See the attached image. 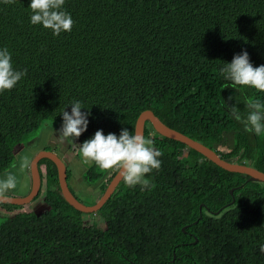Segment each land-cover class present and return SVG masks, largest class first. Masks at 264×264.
<instances>
[{
	"label": "trees",
	"instance_id": "1",
	"mask_svg": "<svg viewBox=\"0 0 264 264\" xmlns=\"http://www.w3.org/2000/svg\"><path fill=\"white\" fill-rule=\"evenodd\" d=\"M27 4L0 0V47L26 69L0 92V174L74 99L90 113L77 144L96 129L134 132L150 110L222 159L264 173V133L244 132L222 101L244 117L251 100L264 105V93L225 87L217 72L242 49L253 66L264 64V0H65L73 25L58 36L29 24ZM227 134L233 142L222 151ZM144 136L159 148L160 168L145 174L144 191L118 184L96 212L103 228L67 204L55 165L40 160L48 208L0 204V264H264V183L219 168L148 122ZM116 172L87 166L84 177L102 195Z\"/></svg>",
	"mask_w": 264,
	"mask_h": 264
},
{
	"label": "clouds",
	"instance_id": "2",
	"mask_svg": "<svg viewBox=\"0 0 264 264\" xmlns=\"http://www.w3.org/2000/svg\"><path fill=\"white\" fill-rule=\"evenodd\" d=\"M64 4L65 0H28L26 9L29 12V24L38 25L53 36L71 31L73 20ZM217 72L225 81V87H247L264 93V64L253 66L247 51L243 49L234 53L230 62H222ZM25 73L26 69L13 66L10 51L6 47H0V92L12 89ZM228 99L231 100V97ZM222 101L230 117L242 124L244 132L264 133V105L261 102L255 99L248 102V112L241 117L235 104L229 105ZM69 106L70 110L65 111ZM59 115V126L55 129L51 127L50 131L56 142L76 146L78 156L84 164L102 170H117L124 184L129 187L139 186L141 191L150 188L151 181L145 174L159 170L161 164V153L159 148L154 147L153 140L121 127L118 133L107 134L96 129L90 137L77 144L76 138L85 132L90 113L82 106L81 100L74 99L62 108ZM29 163L28 156L22 157L18 170L23 171ZM16 188L15 173L9 171L0 175V199H8ZM258 251L264 254V243L259 244Z\"/></svg>",
	"mask_w": 264,
	"mask_h": 264
},
{
	"label": "water",
	"instance_id": "3",
	"mask_svg": "<svg viewBox=\"0 0 264 264\" xmlns=\"http://www.w3.org/2000/svg\"><path fill=\"white\" fill-rule=\"evenodd\" d=\"M146 122L151 125L153 130L158 135L185 145L187 148L194 150L204 156L207 160L211 161L219 168L227 172L238 173L247 176V181L264 183L263 172H260L257 169H254L253 167L247 166L245 164H234L222 159L214 150L166 126L150 110H146L140 113L139 117L135 122L134 133L144 135V127ZM42 159H48L55 165L57 170L58 185L63 199L71 207L84 214H92L98 212L100 208L105 204V202L112 196L118 184L122 181V178L120 177L119 172L117 171L114 177L108 183L103 194L97 200V202L92 205H86L80 200H78L73 194V192L70 190L67 181L66 166L61 160V158L52 151L41 150L35 155V157L30 163L32 183L29 193L24 197L8 196V199H0V204L22 206L31 203V201L38 195L41 187V176L38 169V163ZM232 192L233 190L231 189V195ZM199 208H201V206ZM199 213L201 216V210H199Z\"/></svg>",
	"mask_w": 264,
	"mask_h": 264
},
{
	"label": "rangeland",
	"instance_id": "4",
	"mask_svg": "<svg viewBox=\"0 0 264 264\" xmlns=\"http://www.w3.org/2000/svg\"><path fill=\"white\" fill-rule=\"evenodd\" d=\"M53 125L55 126V128H57L59 126L58 124H53ZM51 126H52L51 122H48V123H46V125L44 127L49 128ZM40 130L38 132L30 135L28 138H26L24 143H22L23 145L19 149L16 150L15 158H17L18 162L15 159L14 165H13L14 167L19 165L20 159L22 157L28 156L29 158H31L35 151L36 152H38L39 150L41 151V149L44 146H49V145L52 146V143H58L51 137V135H50L51 128H50V129H47L48 132H45V134H49L47 137V139L49 140L47 142H49V143H47V145H46L45 138L40 137V135H41ZM37 137H39V139L34 141L33 144L30 145L29 144L30 141H32L33 139H35ZM232 142H233L232 135L227 134L225 136V140L218 146V149L224 151L232 145ZM58 144H60V143H58ZM67 147H69V150H67ZM72 147H73V145H71V144L64 145V147H62L63 152L61 154H57L61 158V160L63 161L65 166L66 167L68 166L69 170L71 171V176L69 179L71 185L69 187L82 203H85V202L89 203V201H91V200L94 201V203H95V202H97V200L101 196L100 188L98 187V184L91 186V185H88L86 183V180H85L83 173H84V169L87 168V166H89V165L84 164L80 160L79 156H77V154L74 152V150L72 151L70 149ZM58 149H59V147H58ZM59 151H60V149H59ZM34 156H33V158H34ZM27 168L29 169V167H27ZM17 169H18V166H17ZM42 180H44V179H42ZM25 183H26V178H24V184ZM78 189H80L79 194L77 191ZM23 192L24 191L21 190L20 195L15 196V197H24L25 195H23ZM9 196H12V195H9ZM25 208L28 210H32L34 212H42L43 210L47 209L48 207H46L44 204L42 205V199L40 198V201H36V202L34 201V202L28 204V206H25ZM5 216H8V214H5ZM0 218H3V217L0 216ZM84 222L87 224L88 223L91 224V223L95 222L99 226H101L102 228L104 227V222L101 220L100 216L97 213L85 215L84 216Z\"/></svg>",
	"mask_w": 264,
	"mask_h": 264
},
{
	"label": "crops",
	"instance_id": "5",
	"mask_svg": "<svg viewBox=\"0 0 264 264\" xmlns=\"http://www.w3.org/2000/svg\"><path fill=\"white\" fill-rule=\"evenodd\" d=\"M52 128L55 129V126L52 125L51 126ZM51 127L47 128L45 127L42 131H41V137H44L45 138V143L47 144V137L49 134H45V132H48L47 129H50ZM26 154V153H25ZM16 161H17V158H16ZM18 162V161H17ZM18 168H19V165H17ZM17 166L16 167H11L9 170L5 171L4 173H7L9 171L15 173L17 175V188L12 190L11 194L12 196H18L20 195V192L21 190H23V195H26L28 193V190H29V186H30V174H29V171H28V168L24 169L23 171H19L17 169ZM4 173H2L1 175H3ZM24 178H26V183L24 184ZM73 183V182H72ZM71 185V183H70ZM79 190L78 189V194H79ZM72 191V190H71ZM73 192V191H72ZM77 194V193H76ZM75 195V194H74ZM76 196V195H75ZM77 197V196H76ZM88 199V198H87Z\"/></svg>",
	"mask_w": 264,
	"mask_h": 264
},
{
	"label": "flooded vegetation",
	"instance_id": "6",
	"mask_svg": "<svg viewBox=\"0 0 264 264\" xmlns=\"http://www.w3.org/2000/svg\"><path fill=\"white\" fill-rule=\"evenodd\" d=\"M45 127H43L40 131H42L43 129H44ZM41 137V136H40ZM39 139V137H37V138H35V139H33L32 141H30V145H32L33 144V142L34 141H36V140H38ZM49 141V140H48ZM47 143H49V142H47ZM47 145V144H46ZM49 147V148H48ZM58 147H59V149H60V151H59V149H58ZM62 147H64V145H62V144H58V143H52V146H44L41 150H49V151H52V152H54V153H56V154H61L62 152H63V150H62ZM48 148V149H47ZM66 148V147H65ZM68 148V147H67ZM68 150V149H67ZM40 151V150H39ZM38 151V152H39ZM38 152H34V154L32 155V157L30 158V163H31V160H32V158H33V156L35 155V154H37ZM67 152V151H66ZM35 157V156H34ZM30 163H29V169H28V171H29V174H30V186H29V190H28V193H29V191H30V188H31V172H30ZM39 164V163H38ZM39 169V168H38ZM4 173V172H3ZM39 173H40V171H39ZM2 174V173H1ZM0 174V175H1ZM83 175H84V173H83ZM70 179V178H69ZM69 179H67V181H68V186H70V180ZM42 179H41V187H40V190H39V193H38V195L33 199L35 202L36 201H40V198L41 199H43V194H41V191L43 190V183H42ZM91 186H93V185H91ZM70 188V187H69ZM71 190V189H70ZM27 193V194H28ZM26 194V195H27ZM25 195V196H26ZM31 201V203L32 202H34V201ZM42 205H43V203H42Z\"/></svg>",
	"mask_w": 264,
	"mask_h": 264
}]
</instances>
